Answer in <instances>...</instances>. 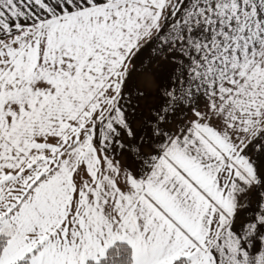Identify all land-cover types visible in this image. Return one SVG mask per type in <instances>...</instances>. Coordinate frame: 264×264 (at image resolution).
<instances>
[{
    "label": "snow or ice",
    "instance_id": "1",
    "mask_svg": "<svg viewBox=\"0 0 264 264\" xmlns=\"http://www.w3.org/2000/svg\"><path fill=\"white\" fill-rule=\"evenodd\" d=\"M0 264H264V0H0Z\"/></svg>",
    "mask_w": 264,
    "mask_h": 264
}]
</instances>
